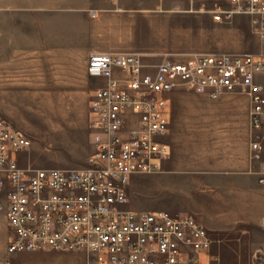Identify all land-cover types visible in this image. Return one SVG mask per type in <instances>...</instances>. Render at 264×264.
Here are the masks:
<instances>
[{
  "label": "rangeland",
  "instance_id": "1",
  "mask_svg": "<svg viewBox=\"0 0 264 264\" xmlns=\"http://www.w3.org/2000/svg\"><path fill=\"white\" fill-rule=\"evenodd\" d=\"M219 5L230 3L0 0V114L32 141L18 154L20 163L66 170L88 166L95 149L90 102L101 84L85 72L93 51L139 54L151 71L165 60L202 53L264 57V39L250 18L238 14L216 21L212 11ZM167 99L170 156L161 170L132 176L126 207L190 211L199 222H225V230H210L214 253L206 252L205 263L236 264L235 245L242 237L247 264H264V251L257 248L264 245V184L259 182L264 160L253 158L250 148L249 95L230 92L214 100L181 86ZM250 166L257 174H250ZM10 234L7 221L5 229L0 220V264H95L87 251L10 255ZM224 249L226 257L220 255Z\"/></svg>",
  "mask_w": 264,
  "mask_h": 264
},
{
  "label": "built area",
  "instance_id": "2",
  "mask_svg": "<svg viewBox=\"0 0 264 264\" xmlns=\"http://www.w3.org/2000/svg\"><path fill=\"white\" fill-rule=\"evenodd\" d=\"M216 21L248 16L264 39V0H229ZM97 16L96 12L92 14ZM90 76L100 79L90 102L94 152L83 168H32L18 154L32 141L0 114V214L11 229L7 253L46 249L87 251L95 264H206L212 232L191 214L126 207L135 173H153L170 156L165 140L169 93L184 86L218 99L248 94L250 148L264 155V87L255 79L264 57L202 53L146 69L141 55L93 51ZM264 184V162L259 172Z\"/></svg>",
  "mask_w": 264,
  "mask_h": 264
},
{
  "label": "crops",
  "instance_id": "3",
  "mask_svg": "<svg viewBox=\"0 0 264 264\" xmlns=\"http://www.w3.org/2000/svg\"><path fill=\"white\" fill-rule=\"evenodd\" d=\"M263 40V39H262ZM87 63H88V60H87ZM85 72H87L88 73V69H87V65H85ZM89 74V73H88ZM255 79H256V81L258 82V83H260V84H262L263 85V87H264V71L263 72H260V73H258L257 75H256V77H255ZM263 160H264V155H263ZM249 172H250V174H257V172H256V170H253L252 169V167L250 166V168H249ZM182 212H184L185 214H194L197 218H201L198 214H196V213H193V212H190V211H182ZM193 215V216H194ZM5 218L4 217H0V220L2 221V223H3V225H4V227H5V229H6V221L4 220ZM200 220V219H199ZM257 221H259V219H257ZM200 222L205 226V227H207L209 230H225V228H227L228 227V225H227V223H225V222H218V223H216V222H214V224L213 223H210V222H204V221H201L200 220ZM213 232V231H212ZM237 243H236V245H235V257H236V264H247V262L244 260V257L246 256L245 254H244V249H246L245 247H246V240L244 239V238H240V240L238 239V241H236ZM244 243V244H243ZM258 248V251L259 250H263L264 251V245L263 246H258L257 247ZM226 249V248H225ZM224 249V251H223V253L222 252H220V255H222L223 257H226V250ZM262 251V252H263ZM209 253L210 254H213L214 253V251H213V248H210V250H209ZM264 253V252H263ZM35 256L37 257V258H43V257H45L44 256V254H41V253H37V254H35ZM241 258V262H239V259ZM225 264H227V262H225Z\"/></svg>",
  "mask_w": 264,
  "mask_h": 264
}]
</instances>
